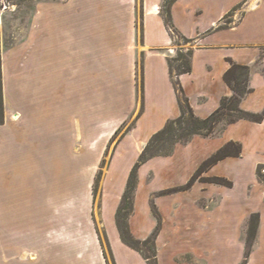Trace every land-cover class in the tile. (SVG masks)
<instances>
[{
  "label": "crops",
  "instance_id": "1",
  "mask_svg": "<svg viewBox=\"0 0 264 264\" xmlns=\"http://www.w3.org/2000/svg\"><path fill=\"white\" fill-rule=\"evenodd\" d=\"M229 12L231 25L217 28ZM170 18L181 36L196 42L191 71L177 77L195 116L206 118L231 94L223 79L228 60L250 68L252 91L240 107L261 112L264 0H174ZM175 45L162 0H43L36 5L24 38L1 54L0 264H147L122 242L115 214L145 144L180 115L168 66ZM73 101L75 109L69 108ZM85 111L92 119L83 117ZM132 118L134 126L116 142L94 196L110 140ZM84 128L93 129L88 148L78 147L89 137ZM69 135L70 157L81 165L64 173L50 170L69 158ZM230 141L240 144L239 156L218 161L201 177L224 178L231 186L196 181L186 190L156 198L162 220L155 239L158 264H241L254 213L259 222L246 264H259L264 184L257 174L264 168V119L219 124L214 135H195L176 144L169 156L141 165L129 229L136 239L149 237L157 224L150 196L185 185L203 161ZM125 149L132 156L122 168L118 159ZM83 153L95 156L88 160ZM95 162L96 170L90 168ZM153 164L184 179L159 189L144 186L145 170L150 175L146 182L156 176ZM171 198L177 202L168 209L165 201ZM232 221L241 227V236L230 247L238 248L236 257L227 255L226 244L216 242L224 231L221 226ZM184 255L190 259L181 260Z\"/></svg>",
  "mask_w": 264,
  "mask_h": 264
},
{
  "label": "trees",
  "instance_id": "2",
  "mask_svg": "<svg viewBox=\"0 0 264 264\" xmlns=\"http://www.w3.org/2000/svg\"><path fill=\"white\" fill-rule=\"evenodd\" d=\"M174 0H167L165 2V24L168 31L171 29L173 34L177 37L174 39L173 34L171 37L176 42L177 39H182L184 42H190L191 39H187L181 36L173 27L170 18V5ZM231 12L223 17V23L217 28L229 27L232 23L230 18ZM177 43V42H176ZM191 55L192 50L188 49L185 53L177 51L176 55L168 59L169 71L173 80V85L177 93L178 103L180 107V115L167 121L165 125L158 131H156L149 138L141 153L138 156L137 161L134 163L126 183L124 193L122 195L119 206L117 207L115 214V222L122 242L130 248L138 251L145 259L147 264L157 263V249L155 246V239L161 229L162 220L153 202H151V210L156 218L157 224L149 237L143 240H139L133 237L130 232L128 219L134 210V196L138 182V170L148 160L158 156H169L176 144L187 143L193 136L200 135L204 137L212 136L216 133L219 124H231L238 120H248L255 123H260L264 119V109L261 112L253 113L245 111L240 107L241 100L252 91L249 86L250 68L247 65H240L229 61V67L223 75V79L231 94L224 96L220 100L218 108L213 111L206 118H199L195 116L193 110L185 96L181 85L179 84L177 77L181 74L191 71ZM140 92L142 99L143 83H140ZM142 112V105L139 114ZM3 91H2V69H1V55H0V124L3 123ZM124 124L117 129L115 135L111 138L108 148L113 142L115 136L119 134ZM134 126V122L128 127V131ZM108 148L105 151V155L108 153ZM241 152V146L239 143L230 141L223 147L218 149L208 159L203 161L195 173L191 176L188 182L180 187L170 189L164 192L182 191L190 188L196 181L212 182L219 185L231 186V182L224 178L214 177L206 178L201 177L208 168L216 164L218 161L226 157H237ZM104 159L101 161L103 164ZM101 172L97 173L95 182L93 185V193L96 196L98 189L97 184L100 180ZM162 192V193H164ZM259 222V215L254 213L250 216L248 221V229L245 238V253L241 264H246L248 257L251 253L252 245L256 236L257 226ZM113 262V261H112Z\"/></svg>",
  "mask_w": 264,
  "mask_h": 264
},
{
  "label": "rangeland",
  "instance_id": "3",
  "mask_svg": "<svg viewBox=\"0 0 264 264\" xmlns=\"http://www.w3.org/2000/svg\"><path fill=\"white\" fill-rule=\"evenodd\" d=\"M42 1L43 0H0V55L2 54L3 51L8 50L17 41L24 38L25 33H26V29L28 26V22H29V16H30V14H32L36 5ZM166 1L167 0H162V11L163 12L165 11V2ZM176 42H177L176 43L177 45L173 46V48H172L173 50L176 51V53L179 50L182 51L183 53H185L188 49H191V48L195 47V45H196L195 40L190 41V42H184L182 39H177ZM170 53L171 52H169V54ZM176 53H174V54L176 55ZM55 99H56V97H52V102H54ZM70 105H71V107H69V108L75 109V106H76L75 101L71 102ZM105 114H106L105 115L106 118H109L108 116H110V114L109 115H108V113H105ZM72 115L75 117V115H77V114L75 112H73ZM83 117H85V119L87 117L92 119V113H88L87 111H85ZM133 118L131 120L127 121V123H125V125L121 128L119 134H117L115 136L113 142L111 143L110 147L108 148L107 155L104 154V157H103L104 162H103V164H100V172L101 173L103 172V169L105 168L106 164L108 163V161L110 159L111 152H112L116 142L118 141V139H120L123 136L124 133H127L128 127L134 122ZM51 119H53V118H51ZM92 131H93V129L91 131H89V129L84 128L85 136H89V137H87L84 140V144L78 143V147L84 146L85 148H88V146H89V144L87 143L88 139L90 137H92V134L90 135L89 133H92ZM70 142H72V140L70 139V135H69L68 149H67V153L69 155V158L67 159V161H62V163L59 166H56V164L50 165V170H56L57 168H61L59 170H61V172L64 173L65 169H70V168L75 169L76 166L81 165L80 160H78V163H76L77 161L74 158L70 157V155L72 153L71 148L73 146V144H71ZM74 146H76V143H74ZM47 149H48V151H47L48 153L50 152L49 150H52L50 148H47ZM85 153H88V152L85 151ZM85 153H83V154H85ZM94 156L95 155L93 154V155H89V157H88V154H85V159L92 160ZM131 156H132L131 150L125 149L123 151V154H121V156H119L118 165H120L122 168L125 167V165L129 162ZM53 163H54V161H53ZM96 163L97 162H95L94 164H90V168H94L96 170V167H97V165H95ZM262 169H263V167L259 168V172H258L257 176H258L259 180L264 184V172L261 171ZM152 170H153L154 175H156V176L149 182H146V179H145L146 176H148V179L150 178V175H148L149 169H147L143 172L144 173L143 174V185L144 186H148L151 188L155 187V188L159 189V188H161V186L168 185V184L172 183L174 180H176V181L181 180L182 181L184 179V178L178 179L177 178L178 175L175 177L171 174L167 175V173H165L166 170H164V168L158 164H153ZM52 174L54 175L55 173L52 172L51 175ZM181 176H184V175H181ZM38 179H39V177L36 178V184L37 185L39 184V182H41ZM100 180H101V175H100ZM99 184H100V181H98V184H97L98 190H99ZM165 193L166 192L162 193L161 191L153 193L150 196L151 202L154 203L157 197L163 196ZM165 202L167 204L168 209H171V206H173V204H175L177 201L175 198H171V199L166 200ZM223 227H224V231H221L222 233L220 234V238H218L216 240V242L222 243L224 248H225V244H226L227 255L236 257V256H238V251H237L238 248H230V247H232L233 243L236 240H238L237 238H239L241 236L240 224L238 222L236 223L235 221H232V224H230L229 226L223 224L221 226L222 230H223ZM234 229H237V231L236 232L233 231ZM230 243H231V246H230ZM260 251L264 252V245H263V247H260ZM259 255L260 256L258 257V263L262 264V262H263L262 260L264 258V253H260ZM189 259H190L189 255H184L181 257V260H183V261H188Z\"/></svg>",
  "mask_w": 264,
  "mask_h": 264
},
{
  "label": "built area",
  "instance_id": "4",
  "mask_svg": "<svg viewBox=\"0 0 264 264\" xmlns=\"http://www.w3.org/2000/svg\"><path fill=\"white\" fill-rule=\"evenodd\" d=\"M169 33H170V34H173V32L171 31V29L169 30ZM173 37H174V39L177 38L174 34H173ZM261 171L264 172V168H263Z\"/></svg>",
  "mask_w": 264,
  "mask_h": 264
}]
</instances>
